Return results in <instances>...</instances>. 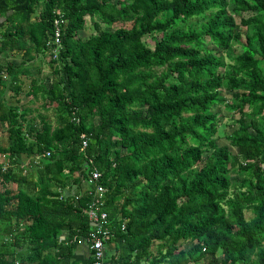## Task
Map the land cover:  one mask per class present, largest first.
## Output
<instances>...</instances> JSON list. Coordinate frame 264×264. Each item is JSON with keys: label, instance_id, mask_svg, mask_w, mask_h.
<instances>
[{"label": "trees", "instance_id": "obj_1", "mask_svg": "<svg viewBox=\"0 0 264 264\" xmlns=\"http://www.w3.org/2000/svg\"><path fill=\"white\" fill-rule=\"evenodd\" d=\"M0 20V264H68L81 243L92 264L93 235L104 264H264V0H0ZM24 79L54 122L5 102Z\"/></svg>", "mask_w": 264, "mask_h": 264}, {"label": "rangeland", "instance_id": "obj_2", "mask_svg": "<svg viewBox=\"0 0 264 264\" xmlns=\"http://www.w3.org/2000/svg\"><path fill=\"white\" fill-rule=\"evenodd\" d=\"M41 6V5H40ZM229 9H231V6H229ZM251 13H244L243 16L244 17H248ZM34 18V17H33ZM237 22H239V19L236 18ZM1 22V20H0ZM193 23H189V25H192ZM244 30V28H243ZM92 31L90 30V27L87 26L86 30L81 32V35L83 36V38H85L88 35H91ZM148 45L152 48L153 47V42L152 40H148ZM234 52L235 54L239 53V47H235L234 48ZM10 53V52H9ZM6 54V53H5ZM12 59H14L13 61H15L16 63H19L21 60L19 59V55L21 54V51H17L14 50L12 51ZM2 57H5L6 55H1ZM0 56V57H1ZM33 53L31 52L29 55V59L33 58ZM3 60V59H1ZM48 61L49 58L48 56L45 55H40L39 58H36V60H34V63H32L31 65V69L34 72L33 76H39L41 79H43V81L45 83L49 82V78L51 76L50 73V69H49V65H48ZM36 67H39L40 73H36ZM23 85H22V90L20 92V94L18 96H15L16 94H14V92H7L6 96H5V102H8L9 105H16L18 101V104L20 106H23L25 109L30 110L31 114L28 115V119H32L33 121L38 122L39 120V116H45L47 118V121L49 122H54V112H53V108L52 105H49L50 103L45 102L40 96L37 97H33V96H29L28 93V87H29V80L28 79H24L23 80ZM49 85V84H47ZM223 96L226 98H230L231 94L225 90H223ZM48 109V111H45L44 108ZM214 111L217 112V109L214 108ZM230 114L228 112H226V110H221L220 116L219 118L222 121V125L220 126V130L217 134V144L219 146H229V142L225 139L224 135H222V130L225 128V130H227V134H230L232 131H234L237 126H234L232 124H230L231 126H228L226 128V126L230 123ZM6 146L7 145V139H6V135L5 134H0V146ZM23 159V164L27 165V158L25 156L22 157ZM7 162V159L4 157L0 159V163L2 165H5V163ZM232 180L236 181V179L238 177L232 175ZM245 217L246 219H249L251 217V214L249 212L245 213ZM110 256V253H107V258Z\"/></svg>", "mask_w": 264, "mask_h": 264}, {"label": "built area", "instance_id": "obj_3", "mask_svg": "<svg viewBox=\"0 0 264 264\" xmlns=\"http://www.w3.org/2000/svg\"><path fill=\"white\" fill-rule=\"evenodd\" d=\"M61 20H56L54 22V25L56 27L55 32H53V38L51 42H47L48 47V53L52 56H56L58 51L61 49V41H60V30H59V23H61ZM63 24V23H62ZM86 147V142H83L82 149ZM49 153L46 152L43 156L49 157ZM6 165H2V171L5 170ZM101 174L98 171H93L88 183H93L95 186V192H94V201L93 203L88 207L86 213L91 221H94L96 223V232L99 234L106 235L105 232H103L102 227L106 225V214L100 213L102 207L104 206L103 197L105 190L104 188L98 183V179L100 178ZM91 250L93 251V263L92 264H104V244H103V238H98L95 235H93V239L91 240Z\"/></svg>", "mask_w": 264, "mask_h": 264}, {"label": "crops", "instance_id": "obj_4", "mask_svg": "<svg viewBox=\"0 0 264 264\" xmlns=\"http://www.w3.org/2000/svg\"><path fill=\"white\" fill-rule=\"evenodd\" d=\"M109 247L110 249L108 248L109 249L108 252L110 253V257H108L107 260H109V258L110 260H112L113 258L115 261L118 260V255L114 249L115 248L114 245L111 244ZM114 254L117 256L113 257ZM89 261H90V252L88 246L85 243L76 244L73 247L68 264H88Z\"/></svg>", "mask_w": 264, "mask_h": 264}]
</instances>
